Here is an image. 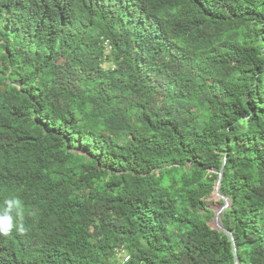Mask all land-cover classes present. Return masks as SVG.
Listing matches in <instances>:
<instances>
[{"label":"trees","instance_id":"1","mask_svg":"<svg viewBox=\"0 0 264 264\" xmlns=\"http://www.w3.org/2000/svg\"><path fill=\"white\" fill-rule=\"evenodd\" d=\"M264 264V0H0V264Z\"/></svg>","mask_w":264,"mask_h":264},{"label":"clouds","instance_id":"2","mask_svg":"<svg viewBox=\"0 0 264 264\" xmlns=\"http://www.w3.org/2000/svg\"><path fill=\"white\" fill-rule=\"evenodd\" d=\"M25 207L18 196L5 197L0 203V236H9L13 230L24 235L28 229L24 223Z\"/></svg>","mask_w":264,"mask_h":264},{"label":"water","instance_id":"3","mask_svg":"<svg viewBox=\"0 0 264 264\" xmlns=\"http://www.w3.org/2000/svg\"><path fill=\"white\" fill-rule=\"evenodd\" d=\"M225 161H226V155H224V157H223L222 167H221V169L219 171L216 183L214 185V191H213V193L211 195L213 197H218V198L222 199V203L219 204V206H218V208L216 210H214L213 219H211L209 221V225H210L211 228L217 229L219 231H223L229 236V238L231 239V241L233 243V251H234V254H235V264H238L239 263V259H238L237 255H236V253H237V245L235 244L234 236L229 230H227L224 227L223 222H222V214H223L224 210L230 206V203H231L230 199L220 192V185H221V180H222V176H223V170H224Z\"/></svg>","mask_w":264,"mask_h":264},{"label":"rangeland","instance_id":"4","mask_svg":"<svg viewBox=\"0 0 264 264\" xmlns=\"http://www.w3.org/2000/svg\"><path fill=\"white\" fill-rule=\"evenodd\" d=\"M222 203V199L218 198V197H209L208 198V206L214 211L218 208L219 204ZM213 219V217H212Z\"/></svg>","mask_w":264,"mask_h":264},{"label":"built area","instance_id":"5","mask_svg":"<svg viewBox=\"0 0 264 264\" xmlns=\"http://www.w3.org/2000/svg\"><path fill=\"white\" fill-rule=\"evenodd\" d=\"M118 257L120 258L118 264H124V262L128 260V255L124 253L122 249L120 250Z\"/></svg>","mask_w":264,"mask_h":264}]
</instances>
